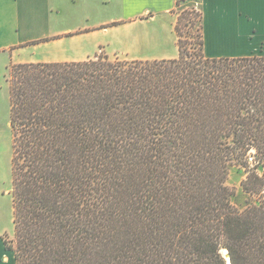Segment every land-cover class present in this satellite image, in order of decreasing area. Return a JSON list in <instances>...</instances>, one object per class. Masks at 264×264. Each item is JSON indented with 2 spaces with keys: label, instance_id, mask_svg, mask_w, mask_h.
Here are the masks:
<instances>
[{
  "label": "trees",
  "instance_id": "1",
  "mask_svg": "<svg viewBox=\"0 0 264 264\" xmlns=\"http://www.w3.org/2000/svg\"><path fill=\"white\" fill-rule=\"evenodd\" d=\"M195 17L176 59L7 67L15 264H264V50L206 58Z\"/></svg>",
  "mask_w": 264,
  "mask_h": 264
},
{
  "label": "crops",
  "instance_id": "2",
  "mask_svg": "<svg viewBox=\"0 0 264 264\" xmlns=\"http://www.w3.org/2000/svg\"><path fill=\"white\" fill-rule=\"evenodd\" d=\"M198 5L206 58L260 53L264 0ZM175 8L176 0H0V55L13 64L81 62L117 46L130 60L176 59ZM2 233L0 264H15Z\"/></svg>",
  "mask_w": 264,
  "mask_h": 264
},
{
  "label": "rangeland",
  "instance_id": "3",
  "mask_svg": "<svg viewBox=\"0 0 264 264\" xmlns=\"http://www.w3.org/2000/svg\"><path fill=\"white\" fill-rule=\"evenodd\" d=\"M178 7L174 13L176 18L183 14L187 17L188 24L183 32L182 41H185L188 48H198L200 32L194 25L195 13L199 12L198 0H178ZM198 15V14H197ZM103 48V47H102ZM104 50H99L96 54L109 52L111 59H124L123 55H118L117 46L109 49L104 46ZM264 50V47L262 48ZM6 62V63H5ZM7 55H0V232L6 241L13 239L12 225V197H11V128L9 124V92L6 82L7 67L10 65ZM13 64V63H12ZM245 169L241 166H233L228 171L226 184L235 189L236 196L233 202H242L241 183L245 179Z\"/></svg>",
  "mask_w": 264,
  "mask_h": 264
},
{
  "label": "water",
  "instance_id": "4",
  "mask_svg": "<svg viewBox=\"0 0 264 264\" xmlns=\"http://www.w3.org/2000/svg\"><path fill=\"white\" fill-rule=\"evenodd\" d=\"M222 254H223V257H224L225 260H226V264H230L229 257H228V255H227L226 250H223V251H222Z\"/></svg>",
  "mask_w": 264,
  "mask_h": 264
}]
</instances>
